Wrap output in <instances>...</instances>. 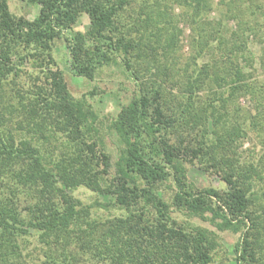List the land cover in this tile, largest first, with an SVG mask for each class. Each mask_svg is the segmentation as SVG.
Here are the masks:
<instances>
[{"label":"trees","instance_id":"16d2710c","mask_svg":"<svg viewBox=\"0 0 264 264\" xmlns=\"http://www.w3.org/2000/svg\"><path fill=\"white\" fill-rule=\"evenodd\" d=\"M28 1L41 5L33 20L13 15L8 1L0 0V103L23 51L51 57L54 40L73 29L81 13L89 15L90 27L86 34L77 32L70 39L76 73L93 79L96 69L117 63V54L138 80L132 60L143 64L154 56L151 30L156 17L166 14L146 11L145 32L129 39L132 29L127 23L119 25L121 16L134 4L142 16L149 1L155 9L160 0ZM174 1L188 7L183 21L192 24L189 55L196 68L183 84L176 83L179 92L169 90L165 78L156 73L138 82L136 95L109 126L117 142L115 161L101 138L85 141L84 135H100L99 114L86 97L69 92L60 72H48L49 87H40L36 97L21 96L15 105L9 103L23 114L20 128L42 130L49 122L73 136L69 139L74 148L63 158L64 164L50 163L35 142L18 138L6 122L0 123V264H26L23 239L30 230L50 244L42 264H98V259L107 264H210L217 247L214 234L181 223L173 208L196 215L210 213L219 229H244L236 247L238 263H260L264 191L259 190L264 185H258L264 177L257 163L242 160L240 146L246 136L245 120L260 125L264 110V82L246 69L254 70L249 63L253 57L246 55L249 36L264 30L258 17L264 14L258 11L262 3H256L262 0H246L248 5L242 1L239 9L232 6L234 0H219L226 11L218 20L209 18L210 0ZM228 20L235 21L236 30L229 32ZM137 21L141 31L143 18ZM182 33L179 25H172L165 38L167 63L160 72L166 77L176 62L172 53ZM205 56L209 59L198 63ZM184 66L187 72L189 61ZM245 97L255 100L249 117L240 115ZM196 162L221 174L227 189L199 188L185 168ZM111 168L114 175L102 187L101 174ZM4 178L8 185L4 186ZM81 185L112 194L126 215L106 221L92 218L89 208L68 194ZM159 185L171 188V202L158 194ZM27 193L29 199L23 196ZM90 257H97V262L91 263Z\"/></svg>","mask_w":264,"mask_h":264},{"label":"rangeland","instance_id":"374dc122","mask_svg":"<svg viewBox=\"0 0 264 264\" xmlns=\"http://www.w3.org/2000/svg\"><path fill=\"white\" fill-rule=\"evenodd\" d=\"M11 13L17 17L23 16L29 20H33L38 14L41 5L34 4L28 0H7ZM232 6L235 8H241V2L246 0H234ZM150 7L145 8L143 15L137 14L139 12V5L134 4L133 7L127 9V11L121 16L119 25L121 23H127L131 27L130 37L138 39L142 32H145V23H148L146 19V11L150 14L157 13V11H165V15H161L159 18L156 17V26H153V44L150 49L151 54L154 56H148L143 64L139 61L135 62L132 60L133 70L138 75V80L131 77V72L128 70L122 60V57L117 54L116 64H109L96 69V73L93 79L88 78L84 75L76 73L72 67V58L70 54V42L71 38L77 32L86 34L90 27V17L86 13H81L78 17L76 24L73 29L65 31L61 36L57 37L49 51L51 57H37L33 54H27L23 51L22 58H17L15 63L17 65V73L11 78L5 87L3 102L0 103V123L4 121L7 126L13 130L14 134L18 138L31 139L37 146L40 147L42 154L46 158V161L50 163H63V158L70 155L73 150V140L69 137H73L67 133H63L55 125L48 122L44 129H30L25 130L20 128L19 122L23 119V114L13 110L9 103L15 105V100L21 96L36 97L40 91V87H49L46 75L49 71L60 72L67 83L69 92L76 98L86 97L90 104L93 105L94 109L99 114L98 127L100 129V135H96L92 132L90 135H84L85 141L91 143L94 139L99 141L101 138L105 142V149L111 155L112 161L117 158L118 148L115 135L110 130L111 120L117 115L121 107L127 104L138 91V82L144 81L151 76L156 75L165 78L166 87L174 92H179L177 84L179 81L183 84L186 80L187 75L191 74L196 66L192 65L190 59L191 46L189 43V35L191 33L192 24L185 23L184 17H188V7H179L174 0H160L161 6H156L155 9L151 1ZM210 5L213 8L209 13L210 19H219L222 12L226 11V6L220 4L219 0H210ZM262 3V10L264 12V0ZM238 8V9H239ZM247 10V9H246ZM259 19L264 22V14L259 15ZM142 17L141 22L142 29L138 31V19ZM157 19L159 21H157ZM158 22V24H157ZM160 22V23H159ZM229 32L236 30L237 26L234 20H228ZM172 25H179L180 29L183 30L181 40L178 42V48L174 53L176 62L170 66V73L166 77L164 72H160L162 66L167 63L166 55L167 49L164 48L166 44L165 38L170 35ZM129 33V32H128ZM68 39V40H67ZM164 46V47H163ZM249 52L247 57H253V61L249 62L254 67H246L248 71H253L255 78L264 82V30L258 31V35L251 34L249 36ZM173 51V50H172ZM171 51V52H172ZM170 52V53H171ZM170 55V54H169ZM252 55V56H250ZM234 56V54H233ZM209 56L203 57L198 60V63L207 61ZM190 63V69L185 72V63ZM163 64V65H162ZM250 65V64H249ZM176 81V82H175ZM176 84V85H175ZM180 84V85H181ZM206 91L203 92V95ZM258 97V96H257ZM14 99V100H13ZM9 104L6 107L5 103ZM255 100L251 97L242 98L240 105L243 107L241 110L242 116H248L249 111L254 109ZM264 109V108H263ZM261 124L258 126H251L249 124V118L246 122V136L241 140L242 145L240 146V153L242 160H249L257 163L261 169V173L264 177V110L261 111ZM27 121V120H25ZM25 121L23 123H25ZM54 123V122H53ZM81 134L78 133L77 137L81 138ZM75 137V136H74ZM96 167V166H95ZM103 170L105 167H96V169ZM188 177L193 181L199 188L215 187L219 190H226L227 184L222 180L221 174L215 172L212 168L207 169L202 164L196 162L195 164H186L185 166ZM114 175V168H111L108 174H101V179L104 180L102 187H105L110 179ZM5 185H8L7 178H4ZM60 184V183H59ZM264 185V180L258 185ZM259 191H264L259 190ZM158 194L168 202H171L173 191L168 188L167 185H159L157 188ZM68 194L74 199L82 202V205L89 208L92 218L106 221L107 219H115L126 215L127 211L115 204V198L112 194L96 191L88 188L87 186L81 185L77 188L68 191ZM27 199L30 198L29 194L23 195ZM173 216L177 218L181 223L186 225H194L206 229L214 234L217 241V247L213 251V261L210 264H239L237 260L236 247L242 237V230L234 231L230 229H219L215 222H213L210 213L204 215L191 214L187 211H180L173 208ZM264 241V239H263ZM23 261L26 264H42L46 259V252L50 249V244L40 239L39 234L30 230V235L23 239ZM90 262H97V257H90ZM103 259H98V264H107L103 262ZM264 264V246H263V257L260 259V263Z\"/></svg>","mask_w":264,"mask_h":264}]
</instances>
